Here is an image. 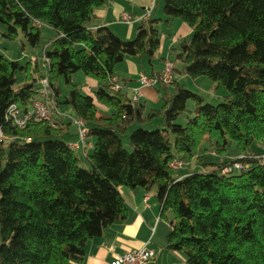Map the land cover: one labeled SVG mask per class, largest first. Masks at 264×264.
<instances>
[{"label":"trees","instance_id":"trees-1","mask_svg":"<svg viewBox=\"0 0 264 264\" xmlns=\"http://www.w3.org/2000/svg\"><path fill=\"white\" fill-rule=\"evenodd\" d=\"M162 1L161 21L178 19L191 31L173 48L175 59L187 77L223 87L220 103H205L175 80L155 86L161 106L132 103L114 70L126 57L145 56L151 65L161 47L159 19L142 21L126 41L88 27L106 0H0L5 40L22 36L38 47L36 22L54 32L37 83L14 89L15 73L26 67L0 55V129L10 138L0 144V264L80 263L88 240L126 219L121 187L156 190L160 217L173 215L166 247L185 264H264V156L252 149L264 143V0ZM78 72L98 82L92 94L72 81ZM43 77L58 109L88 128L87 168L67 146L75 136L69 123L18 130L4 120L10 105H27ZM229 142L240 155L219 162L210 149L225 158ZM175 159L210 169L176 177ZM234 162L246 168L223 173Z\"/></svg>","mask_w":264,"mask_h":264},{"label":"crops","instance_id":"crops-1","mask_svg":"<svg viewBox=\"0 0 264 264\" xmlns=\"http://www.w3.org/2000/svg\"><path fill=\"white\" fill-rule=\"evenodd\" d=\"M149 3L150 0H147L146 5L144 4V0H106L104 6L95 9V17L88 23V27L92 31L101 27L108 28L117 37L129 40L135 37L137 28H134L133 24H137L138 26L141 23L140 19L149 7ZM155 8L150 13L149 18L159 19L157 25L161 26V24L164 23L161 21L164 19V15L163 12L162 14H156ZM121 12L130 14L135 21L129 25L120 23L118 20ZM175 24L178 28L177 33H173V26ZM123 25H127L125 26L126 28H123ZM164 25L172 31V35L169 37L171 38L172 36L171 50H173L175 45L178 46L181 39L189 36L191 32L182 22L173 20L170 25L165 23ZM46 28L51 31V37H48V39H50L54 36V32L50 27L46 26ZM33 49H35V52L30 54L28 61L33 57L37 58V62L33 63L36 70V66L39 65V61H41L42 48L36 46ZM24 51L25 46L22 45V54H24ZM173 52L174 56L178 53L177 50H173ZM156 59L158 58L153 59L152 62ZM172 60L171 58H163L160 63V68L155 70L152 68L153 64L151 63L150 65L147 58H144V56L127 57L115 67L114 76L116 79L123 81L129 96V92L132 94V89L139 85L141 76L151 77L159 74L165 62H172ZM30 63L32 64V62ZM146 65L151 68V71L148 72L144 69ZM178 66V63H174V80L180 82L185 80L187 76L182 71L181 63L180 68ZM178 73H180V75ZM30 78L32 79V83H37V75L33 74ZM82 79H84L87 84L84 92L92 94V89L98 87V82L89 77ZM140 102H143L147 109L153 108L151 106L159 107L162 103L161 95L157 92L155 87H145L142 90ZM100 108L103 109L102 107ZM58 112L59 115L55 114L53 117L57 126L58 123L67 124L68 121L63 119L61 115L69 114V110L67 108H59ZM74 133V127H69L67 134L73 135ZM74 137L71 140H73ZM90 143L93 144L91 140ZM261 145L262 143H259V146ZM256 152L264 156V152L261 150H257ZM211 155L218 158L219 162L226 160V158H220L215 155L214 151H211ZM238 155L240 154L237 153L234 158ZM119 190L127 208L126 219L115 221L98 236L88 240L84 247V257L78 264H110L113 254H122L127 250H138L143 248L146 244H148L149 248L154 252V257L146 264H185V258L181 252L166 247V237L170 232V222L173 220V215L170 211H167L166 219L160 217L161 209L156 197V190H144L142 188L129 189L126 187H121Z\"/></svg>","mask_w":264,"mask_h":264},{"label":"built area","instance_id":"built-area-1","mask_svg":"<svg viewBox=\"0 0 264 264\" xmlns=\"http://www.w3.org/2000/svg\"><path fill=\"white\" fill-rule=\"evenodd\" d=\"M156 0H152V6L148 7L145 14L141 17L140 21L149 19V15L153 10ZM120 23L132 24L134 18L126 13L121 12L119 15ZM37 27L42 24L36 22ZM45 61V60H44ZM174 80V64L171 61L165 62L162 71L157 76H141L139 85L132 89L131 101L133 104L140 102L142 97V90L145 87H155L158 82L170 84ZM114 81V90H120L121 84H118L116 79ZM54 114H58L57 99L55 94L50 88L47 77H43L39 82V88L36 90L33 98L29 100L27 105L23 108L16 104L10 105L4 115V120L11 127L18 130L25 129L30 124L47 123L53 128L57 127L56 121L53 120ZM61 117L68 121V123L75 129V137L67 144L69 149L73 151L82 150L83 154L87 149L92 148V144L88 142V128L85 122L70 114H62ZM10 138L6 136L0 129V143L6 142ZM264 146V143H262ZM264 150V147H263ZM183 166V162L175 159L171 162L170 167L173 170H178ZM246 165L240 162H234L232 166L223 170V173H228L232 170L239 171L245 169ZM154 257V252L146 244L143 248L138 250H127L122 254H113L110 264H146L151 258Z\"/></svg>","mask_w":264,"mask_h":264},{"label":"rangeland","instance_id":"rangeland-1","mask_svg":"<svg viewBox=\"0 0 264 264\" xmlns=\"http://www.w3.org/2000/svg\"><path fill=\"white\" fill-rule=\"evenodd\" d=\"M146 2H147V0H144L145 5H146ZM152 4H153L152 0H150L149 7L152 6ZM154 8H155L156 14H158V13L162 14L163 1L162 0H156L155 5L153 6V10H154ZM174 21L181 22L178 19H175ZM125 26H127V25H123V28H126ZM133 27L137 28V24H133ZM157 28L159 30V37H160L162 43H161V48L156 55V58H158V59H156L155 61L152 62V64H153L152 68L155 70H158L160 68V63L162 61V60H160L161 57H163V58L166 57L167 59L168 58L173 59L172 63L173 64L178 63V65H179L178 67L180 68V63L175 59L173 50L170 49L171 44H172V39H171L172 36H171V38H169V35H172V31H170L164 25V23H162L161 26L157 25ZM4 30H5L4 26L0 24V55H4L5 58L10 59L12 61H17V62L21 63V65H24L26 67L25 72L19 70L15 73L16 84L14 85V89H19L23 84L31 82V80H30L31 75H33V74L37 75V79H39L41 76L46 74L45 62L39 61V65L36 66V71H35V65L33 63L37 62V58L33 57L30 59V61H28L30 54L34 53L35 49H33V47H30L29 45H27V43L25 42V40L23 39L22 36L18 37L16 40H13V41L5 40L1 34ZM40 32H41V44L38 47H40V48L46 47L48 37H51V31H49L46 28V24H43L40 27ZM177 32H178V28L176 27V24H175L173 26V33H177ZM132 39H134V37L129 39V40H126V39H123V40L130 41ZM22 45L25 46L24 54H22V52H21ZM177 47L178 46L175 45L173 48H177ZM144 58H146V57L144 56ZM30 62H32V64ZM144 69L148 72L151 71V68L148 65H146L144 67ZM178 74L180 75V73H178ZM178 74H177V76L179 77ZM26 75H29L28 79L26 78ZM82 78H85L84 74H82L81 72H78L73 76L72 81L75 84H77L81 93L87 94L86 92H84V89L86 88L87 84H86L85 80ZM180 83L184 84L187 90L201 96L205 103H210L212 105H216V104L220 103L222 101V98L227 94L223 87H221V86L216 87L215 84L205 76L199 77L197 79H191L190 77H187L185 80L180 81ZM60 85L64 91L63 80L60 81ZM92 90H94V89H92ZM129 96L131 97V92H129ZM151 107L157 108L158 106H151ZM186 107H187V110H192L194 108V103L192 101H188L186 104ZM189 116H191V114L189 112L184 113L178 119V123L181 125H185L186 121H187V117H189ZM124 143H125V147L127 149H129L127 146L126 140ZM263 147H264L263 145L259 146V144H256L252 147V149H254L256 151L261 150L262 152H264ZM87 150L86 151L88 153H90L92 151L91 149H87ZM210 151H213V149H210ZM237 153H239V150L236 148V145L232 142H229V144L227 146V153L225 155L226 160H229V161L232 160V158H234V156ZM75 154L79 158L81 166L87 168L89 165H88L87 161L85 160V158L83 157L82 150L75 151ZM182 162H183V166L180 169L175 171L176 177L185 175L187 173L206 171V170L210 169V166L204 167L200 163H198L196 161V159H192L189 162L184 160Z\"/></svg>","mask_w":264,"mask_h":264},{"label":"bare ground","instance_id":"bare-ground-1","mask_svg":"<svg viewBox=\"0 0 264 264\" xmlns=\"http://www.w3.org/2000/svg\"><path fill=\"white\" fill-rule=\"evenodd\" d=\"M1 144V143H0Z\"/></svg>","mask_w":264,"mask_h":264}]
</instances>
